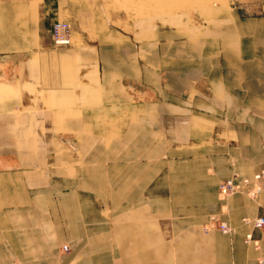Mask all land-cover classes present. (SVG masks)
Wrapping results in <instances>:
<instances>
[{"label":"crops","instance_id":"0c3cea01","mask_svg":"<svg viewBox=\"0 0 264 264\" xmlns=\"http://www.w3.org/2000/svg\"><path fill=\"white\" fill-rule=\"evenodd\" d=\"M105 6L0 0V264H264V0Z\"/></svg>","mask_w":264,"mask_h":264},{"label":"built area","instance_id":"2783aa9c","mask_svg":"<svg viewBox=\"0 0 264 264\" xmlns=\"http://www.w3.org/2000/svg\"><path fill=\"white\" fill-rule=\"evenodd\" d=\"M51 36L53 44L56 48L72 47L75 45L73 28L69 21L62 20L57 21L52 25ZM264 191V168L257 172L254 179L248 177L237 180L236 177H232L224 180L219 185V192L223 196H230L237 192H243L250 198H257L259 194ZM255 228H264V216H258L252 220ZM218 228L224 233L231 232L232 228L227 223L221 222L216 218H213L211 223L206 226V230ZM70 250L69 245L63 246V251Z\"/></svg>","mask_w":264,"mask_h":264},{"label":"rangeland","instance_id":"374dc122","mask_svg":"<svg viewBox=\"0 0 264 264\" xmlns=\"http://www.w3.org/2000/svg\"><path fill=\"white\" fill-rule=\"evenodd\" d=\"M107 4L106 12L121 13L126 15L128 18H134L142 14L152 13H176L189 8H195L197 5L203 3H210L214 1L223 0H102ZM167 1V2H166ZM183 2V3H182ZM146 7V8H145ZM139 8V9H138ZM146 10H145V9ZM142 10V11H141ZM69 21L73 28L74 42L75 45L72 47L83 46L85 41V35L82 38V32L75 28L72 22V18L65 19ZM60 49V48H58Z\"/></svg>","mask_w":264,"mask_h":264},{"label":"bare ground","instance_id":"6f19581e","mask_svg":"<svg viewBox=\"0 0 264 264\" xmlns=\"http://www.w3.org/2000/svg\"><path fill=\"white\" fill-rule=\"evenodd\" d=\"M171 1H172V0H171ZM166 2H167V1H166ZM182 3H183V2H182ZM145 8H146V7H145ZM145 8H144V9H145ZM138 9H139V8H138ZM145 10H146V9H145ZM141 11H142V10H141Z\"/></svg>","mask_w":264,"mask_h":264}]
</instances>
